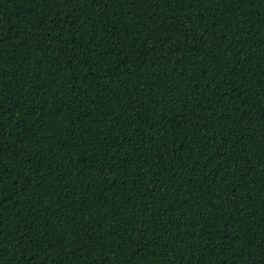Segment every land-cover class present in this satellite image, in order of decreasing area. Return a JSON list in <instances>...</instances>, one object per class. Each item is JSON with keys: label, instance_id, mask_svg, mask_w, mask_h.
I'll return each mask as SVG.
<instances>
[{"label": "trees", "instance_id": "obj_1", "mask_svg": "<svg viewBox=\"0 0 264 264\" xmlns=\"http://www.w3.org/2000/svg\"><path fill=\"white\" fill-rule=\"evenodd\" d=\"M0 87V264H264V3L0 0Z\"/></svg>", "mask_w": 264, "mask_h": 264}, {"label": "snow or ice", "instance_id": "obj_2", "mask_svg": "<svg viewBox=\"0 0 264 264\" xmlns=\"http://www.w3.org/2000/svg\"><path fill=\"white\" fill-rule=\"evenodd\" d=\"M53 2L57 3V4H61V5H67L69 3V0H53ZM72 2H79V0H72ZM136 2H137V0H136ZM225 2H227V0H225ZM240 2H244V0H240ZM256 2L257 3H264V0H256ZM101 66H103V65H101ZM3 93H4V88L0 87V105H2L3 97L5 96ZM61 110H62V107H61ZM57 113L59 114V110ZM95 264H97L96 261H95ZM99 264H107V262L99 260Z\"/></svg>", "mask_w": 264, "mask_h": 264}]
</instances>
